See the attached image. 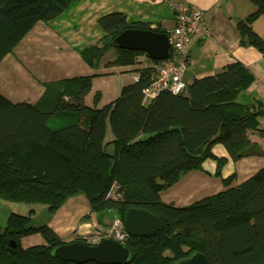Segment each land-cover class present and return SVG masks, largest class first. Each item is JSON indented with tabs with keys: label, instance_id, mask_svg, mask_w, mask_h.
Masks as SVG:
<instances>
[{
	"label": "trees",
	"instance_id": "1",
	"mask_svg": "<svg viewBox=\"0 0 264 264\" xmlns=\"http://www.w3.org/2000/svg\"><path fill=\"white\" fill-rule=\"evenodd\" d=\"M74 1L82 0H0V63L38 22L56 20ZM251 2L255 11L237 24L240 43L264 55V38L253 28L264 17V0ZM98 24L104 36L81 52L88 64H101L114 50L106 68L137 65L141 56L153 66L135 70L137 80L101 108L98 92L93 106L85 102L97 75L47 83L52 103L48 90L34 104L15 103L0 93V199L43 204L53 214L69 198L84 195L97 214L115 211L122 219L135 208L158 216L163 230L153 237H130L126 246L132 257L124 264H174L195 252L205 254L208 264H264V167L239 186H231L233 176L223 179L227 190L182 208L161 199L184 174L201 170L205 160L222 167L225 160L212 153L217 144L234 161L256 154L259 147L247 132L258 129L264 108L238 101L254 75L234 62L215 76L194 80L180 94L165 90L147 99L144 90L159 61L119 49L115 38L128 29L171 33L160 25L129 22L123 13L107 14ZM114 183L120 187L118 200L107 196ZM32 212L12 213L6 226L0 225V264H78L52 256L64 242L48 224L31 226ZM33 235L45 245L23 248L22 239ZM75 242L88 244L85 239L70 243Z\"/></svg>",
	"mask_w": 264,
	"mask_h": 264
},
{
	"label": "crops",
	"instance_id": "2",
	"mask_svg": "<svg viewBox=\"0 0 264 264\" xmlns=\"http://www.w3.org/2000/svg\"><path fill=\"white\" fill-rule=\"evenodd\" d=\"M173 2L198 9L204 12V22L208 33H198L189 48L188 66L183 74L186 85L194 80L215 76L234 62L243 64L255 77L251 86L241 92L238 101L241 104L258 109V103L264 108V55L254 47H244L240 43L237 24L255 11L251 0H82L74 1L65 12L51 22H38L20 42L19 53L7 55V67L0 75L9 84L17 85L30 83L29 93L23 101L36 103L46 93L47 83L64 79L97 75L92 80V90L85 98L94 92L95 84H99L103 107L115 101L123 86L132 84L138 77L135 70L153 66L145 56L138 58V64L127 67L106 68L108 61L101 62L102 71L95 73L81 52L95 45L104 36L98 21L111 13H123L129 22H143L160 25L172 33L176 21ZM259 17L253 24L254 30L264 38V21ZM20 44L18 46H20ZM17 46V47H18ZM16 47V48H17ZM112 51V50H110ZM109 51V52H110ZM108 52V53H109ZM115 52V51H114ZM107 54V53H106ZM13 56V57H11ZM116 56V52H115ZM0 63V65L3 63ZM70 61L73 70L64 69L65 73L57 70L36 68L37 77L29 67V63L37 67L38 63H56ZM49 63V64H50ZM55 73V74H54ZM12 75L15 79L12 78ZM57 87H55L56 89ZM52 88L48 90L46 99L54 100ZM1 92H3L0 89ZM5 96V94H3ZM10 100L11 97L7 96ZM148 104V101L146 102ZM100 104V103H99ZM93 106V105H92ZM256 130H248L251 142L257 144L256 154L234 161L227 149L217 144L212 153L225 162L219 168L215 159H207L201 170L184 174L171 188L161 193V199L168 205L177 208L188 206L206 197L227 190L223 179L233 176L231 186H239L264 167V115L259 117ZM219 173V174H217ZM118 215L115 211L97 214L91 211L90 204L84 195L69 198L55 213L50 214L46 224L53 229L63 242H73L76 239H95L106 232ZM36 236V235H33ZM25 237L21 243L23 248L45 245L43 238ZM31 238H36L34 241ZM38 238V239H37ZM33 240V241H32Z\"/></svg>",
	"mask_w": 264,
	"mask_h": 264
},
{
	"label": "water",
	"instance_id": "3",
	"mask_svg": "<svg viewBox=\"0 0 264 264\" xmlns=\"http://www.w3.org/2000/svg\"><path fill=\"white\" fill-rule=\"evenodd\" d=\"M119 49L141 51L156 61L168 60L171 56V42L168 33L152 30L128 29L115 38ZM122 222L130 237H153L164 228L156 215L142 209L131 208L124 212ZM13 247H16L13 244ZM52 256L65 262L85 264H124L132 257L131 250L118 241L103 239L95 245L85 243H62L55 247ZM174 264H208L205 254L195 252Z\"/></svg>",
	"mask_w": 264,
	"mask_h": 264
},
{
	"label": "built area",
	"instance_id": "4",
	"mask_svg": "<svg viewBox=\"0 0 264 264\" xmlns=\"http://www.w3.org/2000/svg\"><path fill=\"white\" fill-rule=\"evenodd\" d=\"M172 6L176 21L170 35L172 54L168 60L159 61L157 64V75L144 90V96L147 99H153L165 90L173 94H180L186 90L187 85L183 81V74L188 66L191 42L198 33H208L203 11L185 6L180 2H173ZM119 189V185L114 183L108 191V198L118 200L121 197ZM129 238L122 219L118 217L106 232L95 239L86 238L85 240L88 244L95 245L103 239H112L126 245Z\"/></svg>",
	"mask_w": 264,
	"mask_h": 264
},
{
	"label": "rangeland",
	"instance_id": "5",
	"mask_svg": "<svg viewBox=\"0 0 264 264\" xmlns=\"http://www.w3.org/2000/svg\"><path fill=\"white\" fill-rule=\"evenodd\" d=\"M262 21H264V17H263ZM20 48H21V44H20V46L15 48L14 51L16 53H19ZM11 57H13V56H11ZM114 57H115V52H114V50H112L102 58V62L107 61V60H112V58H114ZM49 63H45L44 65H43V63H38L37 67L35 65L29 63V67H30V70L37 77H40V75H38V73H36V71L38 72V70L36 68L39 69L40 66H42L41 69H44V70L45 69L49 70L48 67H50L51 69L57 70V71L59 70L58 71L59 73H65L64 69H68V70L74 69V67H72L70 61H60V62H56L53 64L52 63L49 64ZM5 64H6V62L4 60L3 63L0 65V72L2 71V69L8 68L7 65H5ZM101 64H97L95 62L94 66L91 65L92 66L91 68L94 70L95 73L98 74L102 71L103 67H101ZM12 78L15 79V77L13 75H12ZM95 85L96 86H95L94 92L87 99V103L91 106L94 105V95H95V93L98 92L97 87L99 86V84H95ZM30 87H31L30 83H24V82H22L19 85H17L14 82H12V84H9V82L7 83L6 81H4L3 77L0 75V89L3 91V92L0 91V93L5 94V96L7 95V96L11 97L12 102L16 103V102L23 101L24 100L23 98L26 97V94L29 93ZM98 93H100V92H98ZM99 103H98V106H102L103 100L101 102V99H100ZM97 108H101V107H97ZM49 126L52 128L56 127V125L53 121L49 123ZM32 210H34V212H32V220L30 222L31 226H41V225L46 224L47 219L49 218V215L52 214L48 211L46 206L43 204H26V203L13 202V201L0 199V225L2 227H5L7 224V220L12 213H17V214L27 216L30 214V212ZM114 220H113V222H114ZM113 222H112V224H113ZM33 237H39L40 238L41 236L36 235ZM31 239H33L34 241L36 240V238H31ZM65 243H67V242H65Z\"/></svg>",
	"mask_w": 264,
	"mask_h": 264
}]
</instances>
